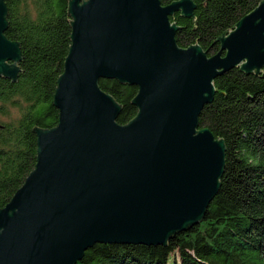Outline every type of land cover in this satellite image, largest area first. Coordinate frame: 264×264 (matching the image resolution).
<instances>
[{"label":"water","instance_id":"obj_1","mask_svg":"<svg viewBox=\"0 0 264 264\" xmlns=\"http://www.w3.org/2000/svg\"><path fill=\"white\" fill-rule=\"evenodd\" d=\"M195 7L67 0L71 44L52 100L58 122L32 129L35 167L0 209V264H75L96 243L164 245L200 221L218 192L226 148L198 118L216 76L237 65L245 74L264 68V0L216 37L212 55L197 39L177 45L181 27L169 17L192 16ZM7 25L0 0V75L15 82L21 51ZM101 78L137 86L127 124L117 122L121 106Z\"/></svg>","mask_w":264,"mask_h":264},{"label":"trees","instance_id":"obj_2","mask_svg":"<svg viewBox=\"0 0 264 264\" xmlns=\"http://www.w3.org/2000/svg\"><path fill=\"white\" fill-rule=\"evenodd\" d=\"M171 1L178 0H160L163 5ZM192 1V16L178 11L169 17L181 27L177 45L186 48L197 39L212 55L221 44L216 37L232 31L262 0ZM4 3L5 35L18 42L21 60L15 82L0 75V209L35 167L33 127L50 129L58 122L52 100L71 44L72 20L67 0ZM240 67L215 77L213 99L198 118L199 127L208 128L226 148L218 192L200 221L172 233L164 245L96 243L75 264H264V68L245 74ZM98 84L121 106L117 122L127 124L137 113L131 102L137 86L107 78Z\"/></svg>","mask_w":264,"mask_h":264},{"label":"rangeland","instance_id":"obj_3","mask_svg":"<svg viewBox=\"0 0 264 264\" xmlns=\"http://www.w3.org/2000/svg\"><path fill=\"white\" fill-rule=\"evenodd\" d=\"M14 115L17 116V114H16V110H15V109L12 110V116H14ZM2 120H3V121H6L7 119H6V118H3Z\"/></svg>","mask_w":264,"mask_h":264}]
</instances>
